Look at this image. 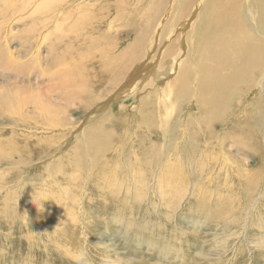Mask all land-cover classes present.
<instances>
[{
	"label": "bare ground",
	"instance_id": "obj_1",
	"mask_svg": "<svg viewBox=\"0 0 264 264\" xmlns=\"http://www.w3.org/2000/svg\"><path fill=\"white\" fill-rule=\"evenodd\" d=\"M0 2L10 7L7 0ZM11 2L17 10L2 13L4 20L0 24L7 20L12 23L11 15L21 12L19 17L27 24L22 31L23 42L18 40L19 44L23 43L20 53L30 55L33 63L15 65L18 61L13 58L12 38L3 37L6 47L0 52L5 57L0 60V66L11 68L14 77L19 79L12 80V86L0 95V113L5 119L8 115H16L18 118L24 116L27 122L45 121L46 128L55 131V127L63 123L60 106L50 99L57 95L71 106L72 111L83 106L81 112H85V119L79 128H75V123L70 124L68 130L65 128L66 134L61 135L62 138L70 135L73 127L77 130L70 135L73 149L66 151L62 147L55 155H51L56 149L52 145L61 138L59 135L36 142L31 136L11 142L6 139L8 151L6 155H0L1 203L8 206L17 195L16 188L25 185L31 198L24 201L17 197L16 203L21 208L27 204L40 207L37 209L41 212L38 221L51 227L50 232L60 239L54 244L82 260L84 252L72 250L76 241L73 235L79 222L77 212L80 210L85 215L83 201L88 193L100 198L113 196L117 198L112 200L115 211L100 216L101 222L116 220L122 224L117 233L123 231L128 241L134 238V243L139 246L159 249L162 259L172 253L176 254V259L184 261L185 249L174 250L173 245H166L168 241L159 240L162 233H156V229L148 237L130 229L133 226L148 229L144 217L157 212L153 207V196L160 201L178 199L182 203L187 194L191 197L197 194L198 183L212 181L228 167L243 175L238 170L252 169L254 159L259 164L254 172L262 174L264 0ZM51 26V31L46 32ZM25 32L28 43H25ZM34 39L37 44L31 42ZM128 39L132 40L127 42ZM48 47L49 58L55 60L47 61L46 68L37 73L40 78L50 76L48 84L45 80L39 82V86L45 88L43 90L39 86L33 87L30 77L35 73L33 64L42 62V50ZM20 79L29 85H18ZM19 90L24 94L21 95ZM130 98L135 99L136 105L126 113L123 102ZM116 100L122 102L119 114L111 107ZM48 112L53 117L48 116ZM64 112L71 117L70 109L65 107ZM233 151L245 159L236 157ZM243 176L249 180V183L244 180L246 187L243 189L251 193L255 177ZM189 182H192L191 188L186 185ZM33 183L39 184L33 187ZM100 191L103 195L98 193ZM259 191L252 201L253 209L264 196V183ZM147 199L152 201V206L145 209L142 204ZM62 212L65 220L58 216ZM134 214L142 215L144 220L134 219ZM208 214L201 220L192 217L193 225L207 221ZM63 224H66L65 228L61 226ZM157 229L160 232L161 229ZM97 230L102 232L100 236L109 231L105 224ZM181 233L184 235L185 231ZM221 234L220 242H226L228 235ZM248 241L247 248L264 247V236L262 240L258 237ZM99 246L115 251L116 256H106L110 262L113 258L117 264L134 261L132 256H126L116 248L110 249L102 240ZM218 246L226 252L225 245ZM236 252H240L238 247Z\"/></svg>",
	"mask_w": 264,
	"mask_h": 264
},
{
	"label": "rangeland",
	"instance_id": "obj_2",
	"mask_svg": "<svg viewBox=\"0 0 264 264\" xmlns=\"http://www.w3.org/2000/svg\"><path fill=\"white\" fill-rule=\"evenodd\" d=\"M7 2L10 5L9 8L5 7L0 2V22L4 20L2 13L6 12V10L8 11L17 10V9H14V7L12 6L13 2H11V0H7ZM19 15H21V12H16L14 15H11L12 16L11 20H14L12 21V23H9L10 20H7L6 22L0 24V31H1L0 49H3L6 47V45H4L6 44V42L4 41L5 38H3L4 36H8L9 40L12 38L10 40L12 42L11 49L15 52V54L13 55V58L17 59L18 61V63L15 65L25 66L30 63H33V61L31 60L30 55L23 56L20 53L22 50L21 46H23V43L19 44L18 40L23 42V38H21L22 33H23L22 31L24 30V25L27 23L22 21V18L19 17ZM27 15L28 14L22 17L25 18V16ZM51 28L52 26L46 32H50ZM13 35H16L17 37L15 36V38H13ZM24 38L26 40L27 32H25ZM131 40L128 39L127 42ZM31 42H33L34 44L35 43L37 44L36 39H34ZM25 43H28V40H26ZM48 50H49V47L47 48V50L45 49L42 50V56H41L42 62H37V63L35 62L33 64V67L36 66L35 68H32V71H35V73L32 75V77H30L33 87L39 86V82L44 81V80H45V84L49 83L48 80L50 79V76L48 74L46 75L45 73L46 76L41 77V78L37 76V73L41 70V68L42 69L46 68L47 61L55 60V59L51 60L49 58ZM2 57H5V55L0 52V60L2 59ZM5 68L7 67L0 66V95L3 94L7 88L12 86L15 80L19 79V78L14 77V72L12 71L11 68H7V69ZM20 80L21 81L19 82L18 85H21V86L29 85L28 83H25L24 80L22 79ZM41 83H44V82H41ZM3 86H6V87H3ZM39 88H43V90L45 89L43 85H40ZM19 92L21 93V95L24 94L23 91L19 90ZM254 96H255V93L251 95V98H253ZM60 98H58L57 95L54 97L53 96L50 97V99L54 103L56 102L60 106V111H62L61 113L62 115H60V117L63 118L62 119L63 123H61V126H63V128L61 126H60L61 128L55 127L54 129L55 131L53 130L50 131V128H46L47 123L45 121H43L44 123H42L41 120L40 121L37 120L34 122L28 120L27 122L25 121L24 116L23 118L21 117L18 118L16 115H14L15 117L12 115H8V117L5 119L3 114L0 113V138H1L0 144H2L0 145V150L3 149L2 152L0 151V155L1 153L3 155L4 154L6 155L8 151L9 144L8 142L5 141L6 139L11 142L13 139H19V138L28 139L31 136V137H34L33 141L36 142L37 139L48 138V137H51L52 135H54V137L59 135L62 138L63 134L68 130V127L71 126L70 124H73V123H75L74 124L75 128H79L83 120L85 119V117L83 118V116H85L84 115L85 112L84 113L81 112L84 107L78 106L75 110L72 111L71 106H68L67 102L61 101ZM132 100H134V102ZM113 103L111 104V107L113 108L112 110L116 111L115 113L119 114V110H120L119 107L122 104V102L116 100ZM135 103L136 102L134 98L124 100L123 104L125 106L124 110H127L126 113H128V109L131 110L132 107L136 105ZM65 107L70 109V111L72 112L71 117H69V113L65 115L66 114L64 112ZM31 109L32 108H30L29 110ZM46 114L50 117H53L50 112ZM63 114L65 115V119H64ZM29 115L31 117L34 116L31 114ZM16 118H18L17 122L14 121ZM69 118H71L72 120H68ZM70 121L72 123H70ZM26 127H29V128H26ZM75 128L73 127L72 130L70 129L71 130L70 135L72 134L74 130L77 131ZM34 134H36V136ZM70 135H67L65 136L66 138L64 137L62 139L59 137L60 139L56 141V145L55 144L52 145L56 149L52 152L51 155H53L54 153L56 154L63 148L64 149L66 148V151H70L71 149H73L72 144L70 145V140H71ZM63 143H66V144H63ZM233 152L236 157L245 159L243 155H240L236 153L235 151ZM7 157L12 158V156L10 155H8ZM15 158H17V156ZM38 161L36 163H38ZM258 165L259 164L255 162V159H254L251 165L252 169L248 171L245 169L242 171L238 170L240 174L255 177L256 182H253L252 184L251 193H247V191L243 189L246 187V182L249 183L248 178L246 176L237 174V171L229 170L228 169L229 167H228V168H225L226 170L225 169L223 170V172H225L223 173L224 175L221 174L220 176L218 175L217 177L214 176L212 181L204 180L205 182L198 183L199 185L197 184V187H198L197 194H195L192 197L187 194L184 197L183 199L184 201L182 203H180L179 202L180 200L178 199H175L172 201L170 199L166 201H160L157 197L153 196V199H152V201L154 202L153 207L156 208L158 214L156 212L154 214H148L146 216L144 215L145 221L148 222L147 230H143L140 228L138 229L136 226H133L132 229H130V231L131 230L136 231L137 233H140V234L142 233L148 237L151 234V231L153 229H156L155 230L156 233H162L161 235H159V237H161L159 240L164 239L168 241L166 245L168 243H169L168 245H173L174 250L176 248L177 249L184 248L186 250L185 251L183 249L184 253L186 254L184 261L180 258L176 259V254L172 255V253H169V256H167V258L162 259V256L159 255V249L151 248L149 250L146 248V246L145 247L139 246L134 243V238H131V240L128 241L127 240L128 238L125 237L123 231L121 233H117V231L122 228V224H120L116 220H113L112 222L109 221L106 223L101 222L102 220L100 216H104L105 214L111 215L112 212L115 211L114 208H112L113 207L112 200L117 199V198H114L113 196L111 197L106 196L104 198H100L96 196L94 193H88L87 197L85 198V201H83L84 202L83 205H85L86 207L85 215L80 210L79 212H77L78 213L77 219L79 220V222L76 223L75 233L73 235V238L76 239V241L72 245L74 247V249L72 250H76V249L77 251L82 250V252H84V258L82 260H72L68 258L67 260V253L65 252V249L54 244L58 240L60 241V239L57 240L54 234L50 232L52 228L47 226L46 224H44L43 226V224H40L41 222L38 221L39 214L41 212H37V209H39L40 207L27 204V206H24L23 208H21L22 206H19L18 202L16 203L17 197H22V200L24 201H27L28 198H31V195L26 190V186L20 185V187L16 188L17 195L14 197L13 200H11L8 203V206L6 204H2L1 203L2 199L0 200V213H1L0 214V264H26L27 262L28 264H34V263L36 264L37 262H38L37 264H72L73 262L74 264H88L89 259L91 261V264H105L104 256L109 257L110 254L111 255L113 254L114 256H116V254H115V251L107 250L106 248L99 246V242L101 240L104 241L110 249L116 248L118 252H121V253L124 252L126 256H132L134 260L132 264H154V263L162 264V262L164 264H181V263L182 264H216V263L217 264H231V263L232 264H264V247L247 248L246 246L247 240L251 241V239L258 238V237L260 238V240H262V237L264 236V229L262 226L264 225V196L262 197L261 200H259L260 202L257 201L258 204L256 206L257 207L256 209H253L252 207V201L255 199V197L258 194H260V191L258 192V189L264 183V177H263L264 169L262 170L261 175H258L254 172L256 166ZM5 167L7 168L8 166H5ZM31 171L34 172V169H32ZM244 180H246V182ZM26 184L29 186L32 183H26ZM38 184L39 183H35V184L33 183L34 185L33 187H36V185L38 186ZM191 184L192 182L190 184L187 183L186 185L187 187L189 186V188H191L192 187ZM98 193L103 195V191L102 192L100 191ZM88 196L91 199H93V201H90V198ZM125 200H127V198ZM152 201L147 199L146 202L142 204V206L145 207V209L146 208L148 209V207L152 206L151 205ZM255 204H256V201H255ZM62 205L64 206L65 204H62ZM76 208L80 209V206H77ZM100 209L102 210V212ZM31 213H34V214H31ZM205 214H208V216H206L208 217L207 221L203 220V223H198L196 224V226L193 225L191 221L193 219L192 217H195L201 220L204 218ZM58 216L65 220V217H64L65 213L62 212V214ZM134 216H135L133 217L134 219L144 220V218H141L142 215L134 214ZM130 217H131V214L130 216H128V218ZM104 224L108 226L109 231L104 232L102 236H100L102 232H100V230H97V229H101V227ZM246 224L247 226H245ZM61 226L65 228L66 224H63ZM42 227H45V228H42ZM32 228L35 229V231H32L33 230ZM157 228L161 229L160 232H158ZM244 229L246 230L244 231ZM182 231H185L184 235L181 233ZM222 232L223 234H225V237L228 235L226 242H223V241L220 242L221 237L223 236L221 234ZM91 233H92V236L90 235ZM217 236H218V239L216 240ZM155 240L157 241V238H155ZM219 244L220 245L223 244L226 246L225 248L226 252H224V249L219 250L220 249L218 246ZM32 245L34 247H32ZM91 245L93 247H91ZM235 246L238 247V249H240V252H236ZM174 250H171V251L173 252ZM218 252L222 254H219ZM179 253L181 254V252ZM114 260L115 258H113V261ZM142 260H143V263H142ZM111 262L109 261V258H108L107 263L109 264Z\"/></svg>",
	"mask_w": 264,
	"mask_h": 264
},
{
	"label": "clouds",
	"instance_id": "obj_3",
	"mask_svg": "<svg viewBox=\"0 0 264 264\" xmlns=\"http://www.w3.org/2000/svg\"><path fill=\"white\" fill-rule=\"evenodd\" d=\"M67 258H69V259H77V260L79 259V257H74L69 250H67ZM107 260H108V257H104L105 264H107ZM88 264H91L90 260L88 261ZM112 264H117V262L114 260L112 262Z\"/></svg>",
	"mask_w": 264,
	"mask_h": 264
}]
</instances>
